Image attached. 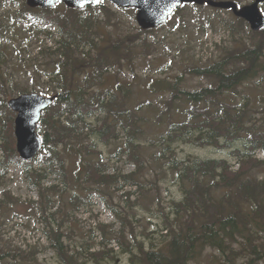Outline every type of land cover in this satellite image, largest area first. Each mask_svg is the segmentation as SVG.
Here are the masks:
<instances>
[{
	"label": "trees",
	"instance_id": "1",
	"mask_svg": "<svg viewBox=\"0 0 264 264\" xmlns=\"http://www.w3.org/2000/svg\"><path fill=\"white\" fill-rule=\"evenodd\" d=\"M233 1L240 3L239 0ZM113 7L103 0L99 7L82 10L64 7V13H59L55 8H30L25 2L20 10L9 12L13 23L26 20L31 26L26 32L34 37L44 35L58 44L55 49L41 47L32 58L35 76L39 82L44 81L49 86L47 90L38 91L30 89L28 85H21L14 74L6 78L0 63V109L8 111L10 116L9 120L4 116L0 120L1 130L5 132V137L0 136V167L4 175L12 164L21 165L25 179L30 186L38 189L42 217L49 229L47 235L50 247L58 255L61 264H80L82 259H89L88 256L100 264L106 257H112L109 250L91 251L92 244L86 246L87 255L78 247L66 244L63 239L66 234L60 228H54L50 220L51 217L56 218V212L49 213L51 208L56 207L52 198L55 195L49 190L52 187L46 188L43 184L51 174L57 172L56 168L62 172L65 170V153L80 156V146L91 151V146L85 144L91 133L106 144L116 141L119 137L117 129L121 126L126 132L127 142L125 150L122 147L120 149L128 154L137 168L122 176L124 184L145 187L136 176L145 167L138 155L141 147L138 141L145 132L143 124L147 119L135 110L123 107L119 97L110 90L92 93L96 85L104 84L106 75L117 64L119 66L134 44L128 43V37H132L128 34L119 35L118 32L115 35L117 37L112 34L111 27L117 28L121 24L118 11ZM181 9L173 15L179 14ZM236 19L249 26L243 19ZM0 21V36L5 37L6 28L3 30L1 18ZM44 22L47 26H59V39L48 27L42 29L38 26ZM227 27L235 39L239 34L238 28L231 22L227 23ZM155 30L140 29V33ZM250 33L258 39L250 44L243 43L238 50L226 47L217 60L187 70L188 74L206 78L208 86L182 88L184 76L149 82L148 89L163 97L157 120L168 121L165 132L152 144H160L158 159L164 161L178 179L183 198L171 201L172 218L168 213H163L166 233L161 245L154 247L153 244L151 249H145L137 239L134 238L132 244L123 232L119 234L117 241L124 246L123 253L132 254L133 263L191 264L208 249L220 253L221 264H259L264 258V178L253 175V171L264 164V160L256 157L257 151L264 149V127L258 124L259 118L253 114V107L248 100L243 103L234 100L240 95L248 99L241 90L245 84L253 82L257 87L264 85V29L258 32L250 30ZM1 43L0 40V61L5 56ZM139 45L145 53L150 52V44L145 40ZM53 56L46 66H40L41 57ZM129 85L118 84L124 100L128 97ZM51 91L56 96L55 101L43 111L37 125L43 148L33 160L24 161L16 151L15 113L8 106V97L31 92L49 95ZM179 102L189 106L179 108ZM150 104V101L142 102L136 110ZM175 106L181 117L179 119L172 117L171 111ZM98 110H103L107 115L100 125H94L89 118ZM240 140H243V145L236 147ZM179 142L230 148L231 155L237 158L238 168L234 170L233 163L227 158L201 159L189 156L178 159L172 145ZM35 162L39 163V170L34 169ZM87 165L84 175L86 182L107 184L117 180V176L105 174L106 169L100 164L88 162ZM5 195L12 201H18L9 192ZM101 243L106 246L109 242L102 240ZM137 245L140 246L139 255L134 250ZM243 255L244 260L239 263V257ZM36 260V252L32 256H24L23 252L16 253L0 242V264H35Z\"/></svg>",
	"mask_w": 264,
	"mask_h": 264
},
{
	"label": "rangeland",
	"instance_id": "2",
	"mask_svg": "<svg viewBox=\"0 0 264 264\" xmlns=\"http://www.w3.org/2000/svg\"><path fill=\"white\" fill-rule=\"evenodd\" d=\"M252 1L239 0V4L244 5ZM25 2L26 0L0 1V18L4 24L3 30L6 28L5 37L0 36L5 52L0 61L2 72L6 78L14 74L21 81V85H28L30 89L47 90L49 86L44 81L39 82L35 76L32 58L38 54L41 47L56 48L58 44L42 35L34 37L30 32H26V29L31 27L26 20L12 22L9 12L20 10ZM113 8L118 11L121 24L117 28L111 27L112 34H128L132 36L128 37V43L134 44L127 57L118 62L119 66L117 64L115 69L106 75L104 84L96 85L92 93L97 90H110L119 97L123 107L135 110L138 115L147 119L143 124L145 132L138 141L141 144L138 155L144 161L145 167L136 176L145 187L124 184L122 176L134 172L137 168L136 163L128 158V154L120 149L122 147L125 150L127 142L126 132L121 126L117 129L118 140L109 144L91 133L85 142L88 147L91 146V151L88 152L86 147L80 146V156L65 153V170L62 172L56 168L57 172L51 174L43 186L52 187L49 190L55 195L52 198L56 207L51 208L49 213L56 212V218L51 217L50 220L54 228H60L66 234L63 235L66 244L78 247L85 255L87 244H92L91 251L109 250L113 258L106 257L100 264H140L139 261L133 263L131 253H123L124 246L117 241L119 234L123 232L132 244L134 238L137 239L145 249H151L153 244L154 247L161 245L166 233L163 213H168L172 218L171 201L183 198L178 179L169 170L168 165L158 159L161 153L160 144H152V141H157L165 132L168 121L157 120L163 97L148 89L149 82L160 78L174 80L177 76H184L182 88L199 89L208 86L206 78L188 74L187 70L210 60H217L226 47L238 50L243 43L250 44L258 37L250 33L249 26L239 23L232 11L208 5L196 7L194 4H185L181 12L173 16L163 28L150 33H140L141 28L133 10ZM64 9L63 5H59L54 10L64 13ZM261 9L264 13V3L261 4ZM229 22L238 28L239 34L235 39L227 27ZM44 24L45 22L38 26L43 27ZM50 29L55 32L56 39H59V26L51 24ZM143 40L150 44L148 54L139 45ZM54 57H41L40 66H46V62H51ZM118 84H130L125 100L122 91L118 90ZM241 90L248 99L240 95L234 100L242 103L248 100L253 107V114L259 118L258 124L264 127V85L257 87L250 82ZM52 94L54 92L51 91L49 95ZM165 97L167 98V95ZM149 101L152 102L150 106L136 110L140 103ZM178 106L183 108L189 105L179 102ZM171 113L173 119L181 118L176 106ZM106 115L104 111L98 110L89 121L100 125ZM3 116L10 119L8 111L0 109V120ZM0 136L5 137L4 130L0 131ZM241 145L243 140L237 141L236 147ZM172 150L178 159H186L189 156L201 159L227 158L233 163L234 170L238 168L237 158L231 155L230 148L219 149L215 146H195L179 142L172 145ZM256 157L264 160V149L258 150ZM88 162L100 164L106 169L105 174L115 175L117 180L107 184L86 182L84 175ZM33 166L35 170L40 169L38 162ZM2 173L3 169L0 167L1 244L16 253L23 252L24 256H32L36 252L35 264H61L58 255L50 247L47 235L49 229L42 217L38 189L30 186L25 179L21 165L12 164L4 175ZM253 175L263 179L264 164L255 169ZM7 192L18 201L6 197ZM48 194L51 195L49 191ZM102 240L109 243L105 246L101 243ZM134 250L140 254L138 245L134 246ZM88 257L89 259H82L80 264H97ZM243 260L244 255L239 257L238 262L242 263ZM191 264H221V256L218 251L208 249ZM259 264H264V258Z\"/></svg>",
	"mask_w": 264,
	"mask_h": 264
},
{
	"label": "water",
	"instance_id": "3",
	"mask_svg": "<svg viewBox=\"0 0 264 264\" xmlns=\"http://www.w3.org/2000/svg\"><path fill=\"white\" fill-rule=\"evenodd\" d=\"M59 1L70 8L82 9L86 6H98L102 0H27L32 8L54 7ZM122 8H135L138 25L144 29H156L164 25L169 17L181 5L194 3L207 4L221 9H229L240 18L246 20L253 31L264 28V14L260 9L263 0H255L251 4L240 7L230 0H110ZM56 96H44L38 93H24L8 101V105L16 113L14 120V133L16 149L19 156L25 160H32L42 149V138L37 132V124L42 112L49 108Z\"/></svg>",
	"mask_w": 264,
	"mask_h": 264
},
{
	"label": "bare ground",
	"instance_id": "4",
	"mask_svg": "<svg viewBox=\"0 0 264 264\" xmlns=\"http://www.w3.org/2000/svg\"><path fill=\"white\" fill-rule=\"evenodd\" d=\"M64 80V79H63ZM129 245V244H128ZM139 245V244H138ZM140 247V246H139ZM98 263V262H97Z\"/></svg>",
	"mask_w": 264,
	"mask_h": 264
}]
</instances>
